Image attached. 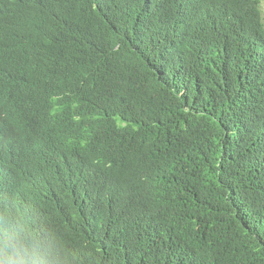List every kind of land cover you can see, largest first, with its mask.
Instances as JSON below:
<instances>
[{
	"label": "trees",
	"instance_id": "obj_1",
	"mask_svg": "<svg viewBox=\"0 0 264 264\" xmlns=\"http://www.w3.org/2000/svg\"><path fill=\"white\" fill-rule=\"evenodd\" d=\"M63 264H264L260 0H0V216Z\"/></svg>",
	"mask_w": 264,
	"mask_h": 264
},
{
	"label": "clouds",
	"instance_id": "obj_2",
	"mask_svg": "<svg viewBox=\"0 0 264 264\" xmlns=\"http://www.w3.org/2000/svg\"><path fill=\"white\" fill-rule=\"evenodd\" d=\"M0 264H63L59 241L19 215L0 216Z\"/></svg>",
	"mask_w": 264,
	"mask_h": 264
},
{
	"label": "rangeland",
	"instance_id": "obj_3",
	"mask_svg": "<svg viewBox=\"0 0 264 264\" xmlns=\"http://www.w3.org/2000/svg\"><path fill=\"white\" fill-rule=\"evenodd\" d=\"M260 2H261V9H262L263 18H264V0H260Z\"/></svg>",
	"mask_w": 264,
	"mask_h": 264
}]
</instances>
